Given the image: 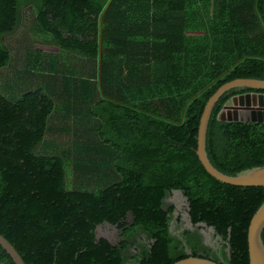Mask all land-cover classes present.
I'll list each match as a JSON object with an SVG mask.
<instances>
[{"label": "trees", "instance_id": "obj_1", "mask_svg": "<svg viewBox=\"0 0 264 264\" xmlns=\"http://www.w3.org/2000/svg\"><path fill=\"white\" fill-rule=\"evenodd\" d=\"M26 7L53 45L96 71L61 78L56 132L51 96L38 89L11 102L0 91V235L26 264H126L137 230L151 243L135 264L189 256L249 264L264 187L217 181L196 150L210 98L232 80L264 79V0H0V70L11 65L4 39ZM246 92L255 91L221 97L207 132L211 163L232 176L264 166V123L217 119ZM49 136L56 154L40 150ZM173 193L186 200L177 222L213 229L228 252H184L171 233L176 207L164 208ZM103 226L118 244L98 236ZM0 264H15L2 246Z\"/></svg>", "mask_w": 264, "mask_h": 264}, {"label": "rangeland", "instance_id": "obj_2", "mask_svg": "<svg viewBox=\"0 0 264 264\" xmlns=\"http://www.w3.org/2000/svg\"><path fill=\"white\" fill-rule=\"evenodd\" d=\"M32 8L33 7H26L23 9L25 20L23 19L21 28H19L14 35L8 36L4 39L6 46L13 49L14 58L13 63H11L10 66L0 70V91L11 102H17L25 93L33 92L35 89H41L44 94H48L52 97H57L62 89V83H60L59 80L60 77H58L59 79H57V85H55V65L52 67L51 71L43 70L42 67L38 66L35 68H27L31 63V60L27 59L28 52L38 53L39 57H42L43 60L46 59V62L50 61L51 64H54L56 60H60L59 63L62 61H64L63 63L72 62L71 67L67 66L69 74L74 75L75 77L84 76L85 74L82 73L85 72L83 71L86 67L85 64L81 67V62L74 60V56L66 54L62 50L58 49L56 45L51 43L50 35L41 31L34 19ZM53 46H55V48H53ZM65 60L67 61L65 62ZM16 69H19V75L22 73L24 76L22 80L25 91H21L20 88H15L13 84L10 83V78L14 75ZM28 70L35 73L32 77L31 83L30 81L29 83L27 81L29 78ZM60 71V73H64V70L61 69ZM14 84H16L15 81ZM55 86L57 89L53 92ZM51 92L53 93L51 94ZM58 99L61 98L59 97ZM51 100L54 105V113L52 116L54 119L56 118L55 100L54 98ZM67 100L69 99H63V103L67 102ZM82 116L84 119L80 118L78 122L83 120L85 125H87V130H90L91 124L89 123L88 117L86 114H82ZM79 127H82V123L79 124ZM48 141V143H45L43 147H41V152L45 154H56V148L58 147V145H56L57 143L53 141L52 136H49ZM63 146L66 147V149H71V147H73L72 143H64ZM170 206L176 207L175 217L171 223V233L174 238L184 242V252L190 254L196 250L200 255H212L214 252H217L218 256H220V250L228 252V249H225L224 243L215 235L213 229L199 230L191 226V224L185 220L181 223L177 222V217H184L183 211L186 209V200L183 193H173L172 195L167 194L164 199V208L167 209ZM129 221L132 223L131 216L129 217ZM98 236L109 240L113 244H118V241L120 240L119 233L109 226L99 228ZM131 242L134 243V246L128 249L124 254L126 264H135V255H137L140 250L142 251L143 245H150L151 243V241L147 238V235L141 230H137V232L133 235Z\"/></svg>", "mask_w": 264, "mask_h": 264}, {"label": "water", "instance_id": "obj_3", "mask_svg": "<svg viewBox=\"0 0 264 264\" xmlns=\"http://www.w3.org/2000/svg\"><path fill=\"white\" fill-rule=\"evenodd\" d=\"M234 89H250L255 92H246L233 96L224 105L217 119L221 122L264 123V79L245 77L235 79L222 86L208 101L202 113L196 154L199 161L217 181L237 187H264V166L244 170L237 175H227L218 170L211 163L207 153V132L216 104L222 96ZM230 116H229V115ZM264 230V202L251 220L248 232L249 264H264V244L261 234ZM0 246L9 254L15 264H26L12 244L0 235ZM173 264H226L223 260L213 261L206 258L189 256Z\"/></svg>", "mask_w": 264, "mask_h": 264}, {"label": "crops", "instance_id": "obj_4", "mask_svg": "<svg viewBox=\"0 0 264 264\" xmlns=\"http://www.w3.org/2000/svg\"><path fill=\"white\" fill-rule=\"evenodd\" d=\"M53 48H55V46H53ZM59 49V48H58ZM64 52V51H63ZM65 53V52H64ZM35 52L34 53H30V52H28L27 53V59L28 60H31V63H30V65L27 67L28 69L29 68H31V67H33V68H35V64L36 63H33V62H36V59L38 58L37 56H35ZM67 54V53H66ZM12 55H13V57H12V60H11V63H13V58H14V52L12 53ZM73 58V57H72ZM74 59V58H73ZM46 59H44L42 62H41V66L40 67H42V69L43 70H47V71H51V69H52V67L55 65V85H57V79H59L58 77H60V83H62V81H64L65 80V78H63L62 80H61V78L62 77H71V76H74V75H71V74H69L68 73V67L67 66H69V67H71V63H63L64 61H62L61 63H59V61L60 60H56L55 62H54V64H51V62L50 61H48V62H46L45 61ZM74 60H76L77 61V59L75 58ZM67 60H65V62H66ZM71 61H73V60H71ZM80 62V61H79ZM44 63H45V65H44ZM28 64V63H27ZM86 65V67H85V69H83V71H85V72H82V73H85L84 74V76L87 78V77H93V76H95L94 75V72L96 71L94 68H93V65L92 64H89V63H85V62H83V63H81V67L83 66V65ZM76 67V66H75ZM74 68V67H73ZM62 69V70H64V73H60L61 71L60 70ZM75 69V68H74ZM76 69H77V67H76ZM75 69V70H76ZM82 71V70H81ZM19 69H16L15 70V73H14V75H12L11 76V78H10V83L11 84H13V86L15 87V88H20L21 89V91H25V87H24V83H23V80H22V78L24 77L23 76V74L21 73L20 74V76H19ZM28 74H29V78H28V83H29V81H30V83H31V81H32V77H33V75L35 74V73H33V72H30L29 70H28ZM62 75H64V76H62ZM14 81H15V83L16 84H14ZM27 83V84H28ZM53 83H54V81H53ZM17 85H19V87H17ZM24 87V88H23ZM56 89H57V87L55 86V88H54V90H53V92H55L56 91ZM36 90H38V89H35V90H33V92L34 91H36ZM92 90V89H91ZM53 92H51V94L53 93ZM50 94V95H51ZM48 95V94H47ZM51 98L53 99L54 98V100H55V103L56 102H58L59 101V99H55V97H52L51 96ZM15 99V98H14ZM92 99H94V97L92 96ZM52 101V100H51ZM53 108H54V105H53ZM52 120H53V129H54V132H56V118H52Z\"/></svg>", "mask_w": 264, "mask_h": 264}]
</instances>
